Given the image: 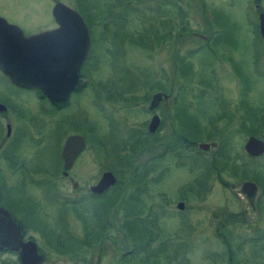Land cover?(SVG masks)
I'll list each match as a JSON object with an SVG mask.
<instances>
[{"label":"rangeland","instance_id":"374dc122","mask_svg":"<svg viewBox=\"0 0 264 264\" xmlns=\"http://www.w3.org/2000/svg\"><path fill=\"white\" fill-rule=\"evenodd\" d=\"M59 1L80 13L84 8L93 22L88 30L90 53L82 68L84 76L69 94L66 106L56 111L38 89L16 86L0 72V100L16 103L7 104L16 115L10 113L13 132L9 139L18 138L15 134L21 132L18 151L25 169L21 182L10 192L8 206L25 221L27 236L45 256L42 264H264V209L247 212L241 198L235 197L237 184L229 185L233 179L222 174L230 182L227 187L210 182L209 158L215 150L196 147L198 142L209 141L220 146L229 139L238 150L243 135L222 127L232 108L238 107L237 97L249 101L250 107H264V49L251 7L259 2L264 12V0H202L203 20L198 0H171L164 5L166 14L156 0ZM53 2L0 0V14L26 34L40 32L54 24ZM221 10L218 19L222 25H216L212 12ZM207 22L214 31L208 30ZM202 36L209 37L204 40ZM180 58L190 66L188 77L178 72ZM169 87V99L179 100L187 120L197 118L200 128L213 127L222 135L205 138L202 134L203 139L195 143L200 154L193 148H178L153 158L173 139L174 127L169 131L164 123L147 143L138 145L128 167L121 169L116 160L125 153L122 150L141 138L139 131L149 133L150 94L167 93ZM123 90L125 96L134 97L132 103L122 101ZM164 107L162 102L159 108ZM157 108H153L155 113ZM3 130L0 122V135ZM67 132L80 134L86 146L70 168V177L64 178L52 173L60 169L58 151ZM156 140L160 143L153 144ZM125 143L128 145L121 149ZM107 165L121 171L119 176ZM147 165L151 169L145 172ZM103 170H110L117 183L102 199L66 201L88 192L87 184ZM15 177L7 178L9 184H14ZM129 180L134 188L127 185ZM72 181L77 182L75 188ZM116 192L117 197L112 198ZM125 197L135 198L142 211L137 216L150 222V241L139 253L131 250L133 246L119 227L123 219L120 201ZM130 200L125 203L128 209ZM177 201L183 202L180 210L175 207ZM118 202L121 206L116 208ZM27 213L35 220L27 218ZM259 215L260 220L256 219ZM100 220L114 222L116 231L110 230V239L116 240L118 248L108 239L100 249L96 239L90 246L78 248L73 239L83 236L84 226L91 228ZM138 231L135 227L134 232ZM55 243L66 245L67 251L58 253L50 247ZM0 264H17L16 254L0 253Z\"/></svg>","mask_w":264,"mask_h":264},{"label":"water","instance_id":"95a60500","mask_svg":"<svg viewBox=\"0 0 264 264\" xmlns=\"http://www.w3.org/2000/svg\"><path fill=\"white\" fill-rule=\"evenodd\" d=\"M50 13L54 27L27 35L18 25L0 16V72L14 85L38 89L50 102H57L63 101L77 83V71L89 49V35L81 15L70 6L55 1ZM257 27L264 45V12L257 16ZM166 97L160 91L154 92L147 109L152 110ZM1 109L4 106L0 104ZM157 124L158 117L154 114L147 131L151 132ZM213 145V142H198L197 148L206 150ZM83 147L84 140L79 134L66 137L60 151L64 173ZM244 148L251 154L263 151L262 142L253 136L246 139ZM114 182L113 173L104 170L89 191L101 193ZM175 207L182 209L183 202L177 201ZM22 237L21 222L0 205V251H17L19 264H40L43 254L37 252L33 240Z\"/></svg>","mask_w":264,"mask_h":264},{"label":"flooded vegetation","instance_id":"af4514ba","mask_svg":"<svg viewBox=\"0 0 264 264\" xmlns=\"http://www.w3.org/2000/svg\"><path fill=\"white\" fill-rule=\"evenodd\" d=\"M55 1H58V0H54V2ZM156 1L158 3H161V5L163 6V9H164V13L166 14L167 10L165 9L164 5L170 3L171 0H156ZM52 5H51V7H52ZM251 5H252V3H251ZM198 6L200 7L201 19L203 20L204 6L202 3V0H200V4H199V0H198ZM251 7H252L254 15H255L256 32H257V35L259 36V39L261 41V38H260V35L258 32V27H257V16L260 12H262L260 9V3L259 2L255 3V1H254L253 5ZM223 11L224 10L217 11L216 13L219 14ZM78 13L82 17V14L79 11H78ZM0 16H2V15L0 14ZM4 19L6 21H8L6 18H4ZM82 19L85 23V20L83 17H82ZM8 22H10V21H8ZM215 22H216L215 23L216 25H222L218 18H215ZM10 23H13V22H10ZM207 24H208V30L214 31V28L213 29L210 28V24L208 22H207ZM85 25L87 27V30H89L90 28L87 26L86 23H85ZM54 26H55V23L52 24L51 26L43 28L42 30L50 29ZM222 29H224V28H222ZM42 30H39V31H42ZM33 33H36V32H33ZM24 34L27 35L26 33H24ZM88 35H89V31H88ZM208 37L209 36H202V39L206 40ZM220 39H221V36H220ZM262 46L264 49L263 43H262ZM89 49H90V38H89ZM89 49H88V52H87L84 60L82 61L81 65H80V68L77 71V75H78L77 83L79 82L81 77L84 76V74L82 73V68H83V65H84L86 59L89 57V53H90ZM164 88H165V85H164ZM170 90L171 89L169 87L167 93L160 91L161 93L166 94L167 97L165 99L162 98L159 100L158 104L156 105V106H158V108H157L158 112L157 113H155V109H152V110L147 109L148 113H149V118H148V121L146 123V127L148 125L150 118L154 114L157 115V117H158L157 126L155 127V129H153L151 132H149V134H155L156 130L161 125H164V123H165L166 127H168L169 131L171 130V127L172 128L173 127L174 128H178V127L181 128V127H183V125L187 126V127L190 125L196 129L200 128V121L197 118L195 120H192L191 122H190V120H187V119H186L187 121L184 120V122H183L182 119L177 117V114L174 113V111H175L174 108L176 107V104H179V102H178L179 100L173 102L171 99H169L170 98ZM154 92H156V91H154ZM154 92H152L150 94V97ZM39 93L42 97H45V95L41 91H39ZM239 95H240V97L244 96L243 93H239ZM150 97H149V99H150ZM67 98L68 97H66L65 99H67ZM237 98H238V100L236 102V104H237L236 106H238V107L232 108L234 111L232 112L230 119L228 121H224L222 123V127H225L226 129H229L231 131H232V129H234L233 132H237V133L242 134L243 138L239 141L238 150H236L232 147L233 140L228 139V141H227L225 139V140H223V142L220 146H218L217 145L218 143H216L214 141H209V142H213L214 145L212 147H208L206 150H208V149H214L215 150V154L212 155L211 158H209V159L213 160V158H215V159H218L221 163V164L218 163L219 166L217 164V169L211 172V178L212 179L210 180V182L212 181L214 184L217 183L223 187H227L230 182H227L224 179H222L221 178L222 174L225 175L229 179H233L234 181L232 182V184H229V185L234 186L235 184H237V188L235 189V192L237 194V195H235V197L237 198V200L241 198V201H243L244 206H245L244 209H246L247 212L251 211V212L258 213L259 211L264 209V107L261 109V112L263 113L261 121L255 122L253 120L254 118L251 116L250 102L249 101L244 102L241 98L240 99H239V97H237ZM64 100L63 101H57V102H50L49 100L48 101L51 103L52 107L57 111L58 109H61L64 106H66L67 102L64 103ZM148 102H149V100H148ZM148 102H147V104H148ZM162 102L165 103V107L161 109V108H159V106ZM0 104L4 106V109L0 110V122L4 126L3 133H1V135H0V205L10 215H12L13 217H15L16 219H18L21 222L22 229H23L22 239L23 240H33L31 237L27 236V234H26V229H25L26 223H25V221H23L20 216H17L15 213H13L12 210L8 206V202L10 200L9 199L10 192L13 190V186H15V184L21 182V177H22L23 173L25 172V169H24V164H23L24 161L22 160L21 155L18 151V149H19V143L18 142L20 139L19 136H20L21 132L20 133L16 132L15 135H17L18 138L14 139L12 141H10V139H9L12 132H13L12 127H11L12 122L10 119V113L13 114L14 116H16V115H15V111L13 112L12 110H10L8 105L10 107H12L16 103L11 102L9 100H4V101L0 100ZM259 107H261V106H259ZM234 112L236 113V122H235V124L232 125L231 123L233 122L232 118L234 116ZM175 114H176V116H175ZM71 134H76V133L67 132L64 135L61 148L63 146V143H64L66 137L71 135ZM249 136H253L262 142L263 151L261 153L251 154L244 148V143ZM83 140H84V147L78 153V155L74 158L70 168L73 166V163L75 162V160H77V158L81 155V153L85 149V146H86L85 145V139L83 138ZM156 142L158 144L160 143L159 140L153 141L152 143L155 144ZM196 147H197V144H196ZM61 148L58 151L60 169L58 167V170H56L52 174L53 175L59 174L61 177L68 178V177H70L69 176L70 168L67 169L66 172L64 173V171L62 169V161H61V157H60ZM225 148H227V149H225ZM194 150L199 154L201 153L198 150H196V148ZM206 150H201V151H206ZM30 171L31 170H29V172ZM103 171H101V172H103ZM101 172H100V174H101ZM204 173H206V171L203 172V175H205ZM12 174L16 175L15 180H14L15 182H14V184H9V182L7 181V178L9 176H11ZM100 174H99V176H100ZM99 176L95 180H93L89 184H87L88 192H83V194H74L73 195L74 199L70 200L69 198H66V201L69 200L74 204L75 202L76 203L80 202L82 200V198L84 199L86 197H92L96 200L102 199L107 194V192H109L113 189V186H114V184H116L117 179L115 177V182L112 185H110L109 187H107L106 189H104L101 193L93 194L89 191V187L97 181ZM76 185H77V182H75V181L71 182V186L73 188H75ZM208 185H210V183ZM208 185L206 186L207 188H208ZM118 206H121L120 202H118L116 204V208ZM28 214H30V213L25 214L27 216V218L29 216L30 220H35V219H32L30 217V215H28ZM257 218L260 220L261 215L256 216V219ZM111 221L112 220H110V221L105 220V223L102 222L99 229L96 226H92V227H94L93 229H90V228L85 229V231L89 233V234H87L88 236L86 235L87 238L91 237L90 233L92 231H97L98 235L94 236L93 238L96 239L95 242L97 243L98 249H100L101 243L103 241H107V239L110 240V243L114 245V249L118 248L117 244H116V240L110 239V236H111L110 230L116 231V228L113 226L114 222L112 223ZM65 226L68 227L67 224H65ZM51 232L54 233L53 230H51ZM67 232H68V228H67ZM263 232H264V230H263ZM42 234L44 235V233H42ZM69 236L70 235L68 234V237ZM70 237L73 238L72 236H70ZM84 237H85V235H83L82 237H79V239L80 238L84 239ZM75 239H76V237H75ZM48 243H49V240H48ZM90 244L91 243L89 241V244L85 243L83 246L87 247V246H90ZM50 247H53V245H51ZM36 250L38 253L43 254L42 252L39 251L37 246H36ZM6 252L7 253L13 252L16 254V257H17V251H11V250L0 251V253H6ZM58 253H64V252H58ZM115 254L118 257V253L116 250H115ZM44 260H45V256L43 254V261L40 264H42L44 262ZM98 260H99V257H97L96 262H98ZM81 262H84V260H81ZM229 264H231V263H229Z\"/></svg>","mask_w":264,"mask_h":264},{"label":"trees","instance_id":"16d2710c","mask_svg":"<svg viewBox=\"0 0 264 264\" xmlns=\"http://www.w3.org/2000/svg\"><path fill=\"white\" fill-rule=\"evenodd\" d=\"M213 13V18L215 20V18H219V15L216 13V12H212ZM82 17L84 18L85 20V23L87 24V26L90 28V26L92 25V21H91V16L88 15V13L84 10V8L82 9ZM169 38L171 37V32H169L168 34ZM207 46V45H206ZM213 44L211 45H208L207 47L210 49V47H212ZM177 58V57H176ZM176 60V59H175ZM183 59H179V63L176 64V67L179 65V74L182 76V77H185V76H189V73L190 71V66L185 63L184 61H182ZM175 67V69H176ZM174 69V70H175ZM175 73H176V70H175ZM79 83V82H78ZM78 83L76 84V86L74 87L73 91L77 89L78 87ZM158 84V82H154L153 84ZM151 84L149 86L152 87ZM158 89H163V85L161 87L160 84H158L156 86ZM181 89L180 92H182L184 89H183V85L181 86ZM122 96H124L122 98V101H126L127 99L129 101H133V96L131 97H128V96H125V91L123 90V92H121ZM180 94H178V97H179ZM177 97V98H178ZM118 99H120L118 97ZM145 100H146V97H145ZM67 99L64 100V103H66ZM125 103V102H124ZM181 104H176V107L174 108L175 111L174 113L177 114V117H179L180 119H182V121L184 122V120H186V115H184L182 113L183 111V107L184 106H180ZM259 108V109H258ZM263 108V106L261 107H256V108H253L251 107V116L254 118L253 120L255 122H258V121H261L262 119V116H263V113L261 112V109ZM258 113V114H257ZM175 114V116H176ZM187 121V120H186ZM218 133V134H216ZM172 134H173V139L171 141V143L169 144V146H167L166 148H164L159 154H157L156 156H154L153 158H159L161 157L163 154H165L166 152H168V149L169 151H172V150H176V149H190V148H193L195 149V143L198 141V140H202L203 137L201 136L202 134L204 135L205 134V138H208V137H212V136H215V135H219L221 136L222 135V131H219V130H216L214 129L213 127H202V128H199V129H196L192 126H184L181 127V128H174L172 129ZM139 137H141L140 139L137 137L136 140L134 142H130V146H127V151H126V148L123 149V147H125L126 145H128V143H125L121 149H123L122 151H124L125 153H123L122 155H120L118 157V159L116 160V165L121 167V169H125L126 167H128V164H129V158H130V155L134 152V150L138 147V145H140L141 143H147L149 137H150V134L149 133H138ZM204 138V139H205ZM197 150V149H196ZM210 165H209V168L211 169V171H214L216 170L217 168V164H221L220 161L218 159H215L213 158V160L209 161ZM218 164V166H219ZM107 169H111L113 170V172L116 174V176L118 177L120 172L121 171H117L115 170L112 166L110 165H107L106 167ZM149 169V165H147V167H145V172H147ZM206 169V168H205ZM207 171V170H205ZM143 172V173H145ZM132 179V178H131ZM117 183V182H116ZM137 183V179L135 180V184ZM134 184V185H135ZM116 185V184H114ZM128 186H131L132 188H134L133 186V183L131 182V180H129ZM117 191H118V188H117ZM118 195V192H116V196H113L112 198H115L117 197ZM131 197V196H130ZM130 197H125L123 198L120 202L122 203V209H123V216H122V222L119 223V227L122 231H124V233L126 234V236L128 237L129 239V242L130 244L133 246L131 249L132 251H137L138 253L140 251H143V249L145 248V246L147 245V243L150 241L149 238H147V233L149 232L151 226H150V222H147L145 219L141 218V217H138L136 213L142 215V212L141 209L138 208V202L137 200H135V198H133L132 200H130ZM126 200H130L132 201V205L130 206V209H128V207L125 206V203L127 202ZM103 204V203H102ZM108 204H105L104 207H107ZM136 208H135V207ZM102 223V220L98 221L96 224H94L93 226H96L98 229L100 227ZM83 225H84V222H83ZM137 227L139 228V233L137 234L136 232H134V228ZM94 227H91L90 229H93ZM86 228L83 227V230H84V233L83 235H85L84 239H73L69 236L70 239H73L74 242L76 243V245L78 246V248L80 246H83L85 243L86 244H89V241L90 243L93 241V235L96 234L97 232L95 231H92L90 233L91 237L87 238L86 235L89 234L88 232L85 231ZM149 229V230H148ZM218 233H220V230H218ZM88 236V235H87ZM224 235L221 233V239H222V243L226 246L227 244V241L226 239L223 238ZM223 245V246H224ZM66 245H58V244H54L53 245V249H55L57 252H64V251H67V248L65 247ZM65 247V248H64ZM229 262H233L232 259L229 260ZM17 264H19L18 260H17Z\"/></svg>","mask_w":264,"mask_h":264}]
</instances>
